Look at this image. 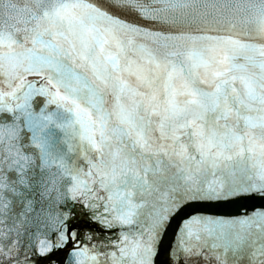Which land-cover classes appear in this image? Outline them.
I'll return each instance as SVG.
<instances>
[{"label":"snow or ice","instance_id":"obj_1","mask_svg":"<svg viewBox=\"0 0 264 264\" xmlns=\"http://www.w3.org/2000/svg\"><path fill=\"white\" fill-rule=\"evenodd\" d=\"M0 264H264V0H0Z\"/></svg>","mask_w":264,"mask_h":264}]
</instances>
